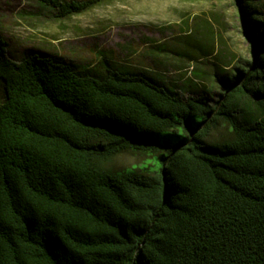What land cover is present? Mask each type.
<instances>
[{"label": "trees", "instance_id": "16d2710c", "mask_svg": "<svg viewBox=\"0 0 264 264\" xmlns=\"http://www.w3.org/2000/svg\"><path fill=\"white\" fill-rule=\"evenodd\" d=\"M237 1L252 60L213 101L103 53L14 58L0 29V264H264V3Z\"/></svg>", "mask_w": 264, "mask_h": 264}, {"label": "rangeland", "instance_id": "374dc122", "mask_svg": "<svg viewBox=\"0 0 264 264\" xmlns=\"http://www.w3.org/2000/svg\"><path fill=\"white\" fill-rule=\"evenodd\" d=\"M259 10L264 13V4ZM254 27L237 0H96L66 17L44 0H0V29L14 58L37 50L85 65L103 53L207 90L212 101L216 75L251 62Z\"/></svg>", "mask_w": 264, "mask_h": 264}]
</instances>
